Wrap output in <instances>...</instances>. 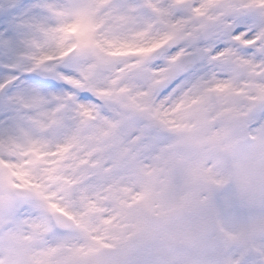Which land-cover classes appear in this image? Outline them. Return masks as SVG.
<instances>
[{
  "label": "snow or ice",
  "instance_id": "6c2138e0",
  "mask_svg": "<svg viewBox=\"0 0 264 264\" xmlns=\"http://www.w3.org/2000/svg\"><path fill=\"white\" fill-rule=\"evenodd\" d=\"M264 140V0H0V264H117L175 141ZM213 264H264V223Z\"/></svg>",
  "mask_w": 264,
  "mask_h": 264
},
{
  "label": "rangeland",
  "instance_id": "374dc122",
  "mask_svg": "<svg viewBox=\"0 0 264 264\" xmlns=\"http://www.w3.org/2000/svg\"><path fill=\"white\" fill-rule=\"evenodd\" d=\"M229 139L257 140L226 118L190 126L175 141L159 174L147 182L148 196L135 205V214L122 225L121 238L108 243L126 241L143 226L148 211L174 213L209 198L210 203L202 209L211 210L214 221L211 236L200 240L199 246L192 245L182 251L178 245L180 237L190 240L196 231L207 228L208 221L201 209L187 216H178L150 242L130 254L124 264H213L219 249L226 243H235L245 232L250 219L257 214L256 210L229 199L227 187L218 193L214 188L216 184H223L217 173L216 156L219 151L227 149ZM213 235L215 244L211 242ZM4 243L14 248L22 264H28L32 249L12 238H5ZM106 249L102 250L105 254Z\"/></svg>",
  "mask_w": 264,
  "mask_h": 264
},
{
  "label": "clouds",
  "instance_id": "9594fccd",
  "mask_svg": "<svg viewBox=\"0 0 264 264\" xmlns=\"http://www.w3.org/2000/svg\"><path fill=\"white\" fill-rule=\"evenodd\" d=\"M227 149L217 153V173L229 192L227 197L256 210L245 231L264 223V140L229 139ZM207 228L194 233L197 241L207 239L214 230L210 209H201Z\"/></svg>",
  "mask_w": 264,
  "mask_h": 264
},
{
  "label": "water",
  "instance_id": "95a60500",
  "mask_svg": "<svg viewBox=\"0 0 264 264\" xmlns=\"http://www.w3.org/2000/svg\"><path fill=\"white\" fill-rule=\"evenodd\" d=\"M166 220L167 217L165 215L152 213L148 214L146 227L130 239V243L132 244V246H136L137 244H140L145 241L148 238L150 231L156 227L164 225L166 223ZM130 249L131 248L128 245L121 244L113 248H109L108 251L110 256L115 257L117 259V264H120L124 260V255Z\"/></svg>",
  "mask_w": 264,
  "mask_h": 264
}]
</instances>
